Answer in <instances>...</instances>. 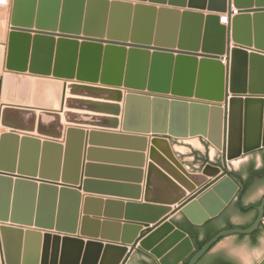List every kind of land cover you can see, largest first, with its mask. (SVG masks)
<instances>
[{
  "label": "water",
  "instance_id": "1",
  "mask_svg": "<svg viewBox=\"0 0 264 264\" xmlns=\"http://www.w3.org/2000/svg\"><path fill=\"white\" fill-rule=\"evenodd\" d=\"M136 1L161 7L125 0L11 2L10 32L7 43L0 44V74L5 71L0 79V128L11 130L0 133L5 264H126L134 251L128 264H154L136 250L158 264H198L208 253L202 264L217 259L247 264L245 254L261 249L264 149L242 156L264 148V0ZM232 41L237 46L231 47ZM31 85L56 89V107L42 103L34 92L30 95ZM65 87L69 95L77 90L115 95L107 101L117 104V117L125 101L122 130L133 135L123 136L142 142L141 152L148 149L147 138L141 136H152L144 203L108 201L107 206L121 207L120 215L111 217L102 215L101 208L93 211V204L103 202L88 197L80 231V190L98 194L99 185L82 180V131L70 129L63 147L56 142L63 132L42 126L44 118L59 119L55 110H60ZM134 108L143 117L136 125L131 122ZM73 133L81 135L76 147L71 146ZM28 134L48 141L42 144ZM195 137L224 153L225 165L207 163L201 172L187 169L172 140ZM31 145L36 147L35 162L27 161ZM47 148L59 152L60 164L52 170L37 161L41 153L44 159ZM85 169L91 173V166ZM137 173L136 183L141 184L143 174ZM153 174L170 184L177 197H152ZM209 179L217 181L209 186ZM134 186L127 188L136 189L135 197L125 198L141 199L140 186ZM175 205L181 212L168 220L165 216ZM100 217L104 229L123 225V237L100 234ZM209 233L217 234L196 251L195 243Z\"/></svg>",
  "mask_w": 264,
  "mask_h": 264
},
{
  "label": "crops",
  "instance_id": "2",
  "mask_svg": "<svg viewBox=\"0 0 264 264\" xmlns=\"http://www.w3.org/2000/svg\"><path fill=\"white\" fill-rule=\"evenodd\" d=\"M127 2L133 3L134 5L137 3L145 4V5H155L160 8V5L151 4L149 2H140L136 0H125ZM180 1V0H178ZM189 1V0H185ZM197 3H201L205 1L209 3L210 0H195ZM233 3V0H231ZM12 2V0H11ZM169 7V6H167ZM178 9L181 12L184 11H192L201 13L205 16L213 14V12L189 9V8H174ZM233 9L235 7L233 6ZM253 9H257L256 7ZM10 15H11V5L9 9V24L8 30L6 32L5 39L0 41L1 45L7 43L8 34L10 32ZM227 14H221L224 16ZM251 16L254 13H250ZM234 17V15L232 16ZM227 25V24H226ZM35 35V34H32ZM255 37V34L252 30V38ZM58 39V37H56ZM237 46L233 41L231 42V47ZM252 51H258L254 48H247ZM261 52V51H258ZM264 53V52H262ZM201 57H199V60ZM225 65L227 64L224 62ZM5 71L0 74V79L3 77ZM25 75L30 76L29 73ZM33 77V76H32ZM53 78V77H51ZM63 84L68 85L71 83H75V81H67L60 80ZM18 89V88H17ZM30 95H35L42 101V103L56 107L57 105V92L56 89L50 86L40 85L36 89L33 85H31ZM126 95V90H123ZM74 95H78L77 97ZM115 99V95L111 93H107L104 91H93V92H83L81 90H77L69 95L67 88L63 89L61 100L58 105L60 110H55V113L59 114V119L52 118H44L42 120V126L44 128H48L51 130H61L63 132V138L61 140H56L60 145L65 147L68 131L70 129H75L77 131H82V142L84 146L83 152V165L82 168V180H93L99 185L95 186V191L98 194L86 193L83 189L80 190V194L82 196V207H81V215L79 222V231L81 226V219L83 217V208H84V200L88 197L98 199L102 201V205L93 204V211H98L101 208V214L117 217L120 215L121 207L119 206H107L106 202L108 201H117L123 203H144V195H145V185L147 178V170L148 165L150 163V146H151V135H142L141 137H145L148 140V149L145 152H141L143 143L139 140L131 139L127 136L123 135H133L126 134L127 132H123V124H124V108L125 101L119 104L120 106V115L117 117L116 115V105L115 102H109L107 100ZM264 99V98H263ZM4 103H1V107ZM11 104V103H6ZM14 105V104H12ZM23 108H29L28 105H19ZM39 115L41 110H35ZM134 112V113H133ZM87 116V117H85ZM93 117V118H91ZM142 112L135 111L131 112V122L133 124H140L142 121ZM31 117H24L23 121L29 123L31 121ZM32 123V121H31ZM35 124H39V116L35 118ZM117 127V128H116ZM9 129L0 128V133H8ZM20 137H24L23 133H19ZM93 134V135H92ZM32 137L38 138L42 144L48 141V138L37 136L36 134H28ZM135 135V134H134ZM71 146L76 147L81 142V135L77 133H73L70 137ZM173 150L176 153L177 157L185 164L187 169L192 172H201L203 167L207 163H211L217 166L225 165V154L216 150L206 139L201 137L188 138V139H173L172 140ZM261 148L252 153L243 155L242 157L248 156L250 154L259 152L263 150ZM90 150H92L90 152ZM43 153H41L40 158L37 160L39 166L41 163H44L46 170H52L59 163V152L56 149L47 148L44 153V159H42ZM143 155V159L140 157ZM241 157V158H242ZM240 159V158H239ZM43 160V161H42ZM27 161L35 162L36 161V147L30 146L27 151ZM142 161H144V166L140 167ZM86 166H91V173L87 174L85 169ZM229 166V164H228ZM230 168V166H229ZM142 172L143 174V182L141 184H137L138 175L137 172ZM231 171V168H230ZM89 175V176H87ZM90 177V178H89ZM211 181V186L213 183L217 181L209 179ZM82 187V183L80 184ZM139 185L141 188V199L134 200L132 198L125 197H135V193H137L136 189L127 188V186ZM135 187V186H134ZM240 189V186H239ZM152 197L157 199H173L177 197L178 192L166 181L162 180L157 174H153L151 177V194ZM178 206H172V211L168 213L165 218L168 220L171 217L178 215L181 210L176 211ZM123 215L126 213V206L122 208ZM97 213V212H94ZM95 218L96 216H91ZM100 227L99 233H105L110 238L116 239L117 237L122 238L125 231L123 229V225L118 230L117 227L109 226L104 229L103 227V217H100ZM115 222H121L123 220H109ZM192 224V223H191ZM153 226V225H151ZM176 226V225H175ZM177 227V226H176ZM264 227V226H263ZM178 228V227H177ZM180 229V228H178ZM105 230V232H104ZM147 228H143L142 231H146ZM182 230V229H181ZM92 233H97L95 227L91 225ZM80 233V232H79ZM187 233V232H186ZM131 234V231L128 232ZM189 235V233H187ZM95 235V234H93ZM190 236V235H189ZM99 241H101L99 239ZM261 249L252 255L245 254L247 264H259L262 258L264 257V236L259 239ZM0 264H5V257L3 254V246L1 243L0 237ZM137 252L143 254L147 258L151 259L154 264H158L156 260L148 255L147 253L136 250ZM135 252V251H134ZM134 252L131 254L128 262L132 258Z\"/></svg>",
  "mask_w": 264,
  "mask_h": 264
},
{
  "label": "rangeland",
  "instance_id": "3",
  "mask_svg": "<svg viewBox=\"0 0 264 264\" xmlns=\"http://www.w3.org/2000/svg\"><path fill=\"white\" fill-rule=\"evenodd\" d=\"M10 5L11 0H8V2L4 6L0 5V41L5 39L6 32L8 30ZM0 68H2V66H0Z\"/></svg>",
  "mask_w": 264,
  "mask_h": 264
},
{
  "label": "trees",
  "instance_id": "4",
  "mask_svg": "<svg viewBox=\"0 0 264 264\" xmlns=\"http://www.w3.org/2000/svg\"><path fill=\"white\" fill-rule=\"evenodd\" d=\"M217 233H218V232H217ZM217 233H211V234L209 233L204 241H201V242H197V243H195L196 251L200 250V249L202 248V246H203L204 244H206L209 240H211V239H212ZM257 233H258V232L252 234L251 236H255ZM193 240H194V239H193ZM211 250H212V249H211ZM208 254H209V253H208ZM208 254H207V255H208ZM207 255H206V256H207ZM206 256H205V257H204V258H203L198 264H202V262H204ZM207 264H230V263H228V262H226V261H224V260H219V259H217V260H212L210 263H207Z\"/></svg>",
  "mask_w": 264,
  "mask_h": 264
},
{
  "label": "bare ground",
  "instance_id": "5",
  "mask_svg": "<svg viewBox=\"0 0 264 264\" xmlns=\"http://www.w3.org/2000/svg\"><path fill=\"white\" fill-rule=\"evenodd\" d=\"M8 2V0H0V5H5Z\"/></svg>",
  "mask_w": 264,
  "mask_h": 264
},
{
  "label": "built area",
  "instance_id": "6",
  "mask_svg": "<svg viewBox=\"0 0 264 264\" xmlns=\"http://www.w3.org/2000/svg\"><path fill=\"white\" fill-rule=\"evenodd\" d=\"M223 23L228 24V21L227 20L226 21H223ZM0 253H1V250H0Z\"/></svg>",
  "mask_w": 264,
  "mask_h": 264
}]
</instances>
